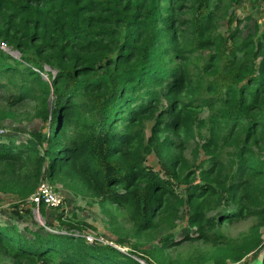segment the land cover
I'll return each instance as SVG.
<instances>
[{"label":"trees","instance_id":"trees-1","mask_svg":"<svg viewBox=\"0 0 264 264\" xmlns=\"http://www.w3.org/2000/svg\"><path fill=\"white\" fill-rule=\"evenodd\" d=\"M220 1L0 0V41L22 52L13 65L0 49V93L13 104L55 93L45 114L50 136L18 143L0 135V191L29 198L46 170L71 191L126 211L139 233L175 227L188 206L189 228L215 243L219 227L259 213L264 41L244 38L240 26L214 37ZM188 11L194 19L184 18ZM45 62L57 71L51 83ZM192 142L208 157L200 174H185ZM151 154L166 179L146 166ZM226 205L234 209L208 215ZM62 229L39 227L27 231L31 239L0 229V253L15 264H139ZM173 246L163 240V249Z\"/></svg>","mask_w":264,"mask_h":264},{"label":"rangeland","instance_id":"rangeland-1","mask_svg":"<svg viewBox=\"0 0 264 264\" xmlns=\"http://www.w3.org/2000/svg\"><path fill=\"white\" fill-rule=\"evenodd\" d=\"M219 4L221 8L214 20L215 29L212 32L214 37L220 35L228 37L231 31L240 26L244 38L251 35L255 36L254 39L263 38L264 41V0H221ZM184 18L191 20L194 19V15L188 11L185 12ZM0 49L1 54L8 57L9 63L18 65L22 62V52L13 45L0 41ZM56 73V69L44 63L42 76L45 81L51 83ZM47 98L46 102L43 100V95L35 92L33 96L13 104L7 100L5 91H1L0 135L5 137V141L9 140V137L18 143L27 141L36 132H41L46 137L51 135L50 118L46 121L45 114L55 108L53 88H50ZM163 104L166 105L165 101ZM207 114V109L203 110L202 116ZM260 142L264 155V137H261ZM196 147L192 142L185 151V157L189 161V168L185 174L191 171L200 174L201 170L196 167L202 160L208 158H205L201 150L198 154ZM253 149V155L259 156L260 151L257 148ZM46 151L47 143L41 148L42 154ZM145 164L166 179L154 154L147 156ZM47 182L54 186L62 198V205L59 207L44 205L43 210L41 206L31 201L34 194L28 198L17 193L0 191L2 232L8 235L19 233L31 239L32 236L27 233L39 227L53 233H59L63 227L72 228V233L77 238L85 239L87 242L88 238L92 239L88 244L99 247L110 246L130 255L139 264H254L257 258L259 262L256 264H264V213L261 212L264 206L263 209H257L259 212L257 214L219 227L216 234L221 236L222 240L215 243L204 241L195 228H189L188 206H184L181 210L175 227H158L155 231L139 233L127 212L116 209L111 202L104 204L98 197L73 192L63 184L52 181L45 170L38 189ZM198 182H200L199 177L196 183ZM173 184L181 195L185 194L187 187L182 186L183 190H181L175 181ZM262 188L260 198L264 204V187ZM226 206L219 207L208 215L215 216L224 207L226 212L234 209L232 205ZM62 232L67 233L64 229ZM168 237L173 239L174 246L163 249V240ZM0 264H15V262L0 253Z\"/></svg>","mask_w":264,"mask_h":264},{"label":"built area","instance_id":"built-area-1","mask_svg":"<svg viewBox=\"0 0 264 264\" xmlns=\"http://www.w3.org/2000/svg\"><path fill=\"white\" fill-rule=\"evenodd\" d=\"M31 201L37 205H45L47 207H59L62 205V198L57 193L54 186L50 183H43L38 191L32 196ZM88 242H92V239L88 238Z\"/></svg>","mask_w":264,"mask_h":264}]
</instances>
